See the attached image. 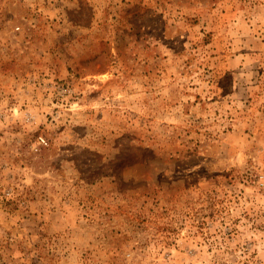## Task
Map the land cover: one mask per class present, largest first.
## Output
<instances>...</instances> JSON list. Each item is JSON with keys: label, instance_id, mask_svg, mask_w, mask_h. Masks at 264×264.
I'll return each mask as SVG.
<instances>
[{"label": "rangeland", "instance_id": "rangeland-1", "mask_svg": "<svg viewBox=\"0 0 264 264\" xmlns=\"http://www.w3.org/2000/svg\"><path fill=\"white\" fill-rule=\"evenodd\" d=\"M0 264H264V0H0Z\"/></svg>", "mask_w": 264, "mask_h": 264}, {"label": "built area", "instance_id": "built-area-1", "mask_svg": "<svg viewBox=\"0 0 264 264\" xmlns=\"http://www.w3.org/2000/svg\"><path fill=\"white\" fill-rule=\"evenodd\" d=\"M39 139H40L39 143H40V142H41V143H46V141H45V139H44L43 137H39Z\"/></svg>", "mask_w": 264, "mask_h": 264}]
</instances>
